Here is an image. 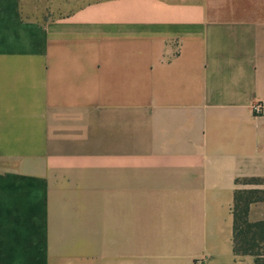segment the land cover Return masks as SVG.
I'll return each mask as SVG.
<instances>
[{"label":"crops","instance_id":"crops-1","mask_svg":"<svg viewBox=\"0 0 264 264\" xmlns=\"http://www.w3.org/2000/svg\"><path fill=\"white\" fill-rule=\"evenodd\" d=\"M256 104L264 0H98L42 23L0 0V264H253L232 211L264 191ZM82 198L87 238L63 222Z\"/></svg>","mask_w":264,"mask_h":264},{"label":"rangeland","instance_id":"rangeland-1","mask_svg":"<svg viewBox=\"0 0 264 264\" xmlns=\"http://www.w3.org/2000/svg\"><path fill=\"white\" fill-rule=\"evenodd\" d=\"M98 0H20L22 18L45 22L50 19L62 17L83 7L84 5ZM255 183V182H254ZM252 181L241 180L240 185L254 184ZM254 198H263L264 193L253 195ZM94 203L89 199L82 198L80 201H65L64 205L71 209L77 207V212H66L63 222L67 229L72 230L73 237L87 238L89 236L88 227L90 226V206ZM105 206L104 202H98ZM105 207H103L104 209ZM104 213V211H103ZM102 229L105 228L104 217L99 218ZM115 235V234H114Z\"/></svg>","mask_w":264,"mask_h":264},{"label":"trees","instance_id":"trees-1","mask_svg":"<svg viewBox=\"0 0 264 264\" xmlns=\"http://www.w3.org/2000/svg\"><path fill=\"white\" fill-rule=\"evenodd\" d=\"M259 193H264V191L237 190L234 193L232 211L233 252L236 255L252 256L254 258L253 264H264V220L251 222L248 219L250 205L264 200V197H253Z\"/></svg>","mask_w":264,"mask_h":264},{"label":"built area","instance_id":"built-area-1","mask_svg":"<svg viewBox=\"0 0 264 264\" xmlns=\"http://www.w3.org/2000/svg\"><path fill=\"white\" fill-rule=\"evenodd\" d=\"M252 110L255 114H261V113H263L264 108L262 105L256 104V105L252 106Z\"/></svg>","mask_w":264,"mask_h":264}]
</instances>
